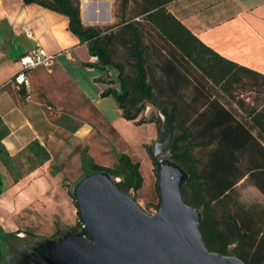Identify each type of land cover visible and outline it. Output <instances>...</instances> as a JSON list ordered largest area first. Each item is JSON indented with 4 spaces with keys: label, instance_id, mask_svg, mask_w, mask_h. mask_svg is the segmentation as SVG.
<instances>
[{
    "label": "trees",
    "instance_id": "1",
    "mask_svg": "<svg viewBox=\"0 0 264 264\" xmlns=\"http://www.w3.org/2000/svg\"><path fill=\"white\" fill-rule=\"evenodd\" d=\"M140 1L142 20L160 41L156 45L150 39L161 73L155 79L147 68L150 45L145 44L144 24L124 21L117 34L108 33L109 27L83 24L79 0H23L67 17L68 30L86 44L90 56L98 58L86 65L115 70V79H103L106 86L100 96H112L122 118L137 124L150 122L142 116L146 104L163 116L171 134V158L189 175L182 187V197L201 212L200 232L206 248L236 256L245 264H264V208L244 207L234 196L241 180H249L264 196V74L205 45L167 10L170 0ZM118 37L127 45L128 70L125 63L112 56L111 43ZM187 88H191L188 98ZM238 90L254 93L252 103L237 98L243 94ZM220 96L233 101L241 116ZM4 133L5 129L0 132V140ZM29 148L39 164L49 159L38 142L31 143ZM195 148L199 154L194 152ZM146 151L157 176L152 148L147 147ZM0 159L6 165L12 162L1 143ZM117 160L115 166L105 167L95 163L86 150L81 153L82 167L88 163L85 174L105 170L120 178L116 183L120 190L136 192L143 183L140 163L126 153L119 154ZM80 226L78 222L71 230L76 232ZM10 234L0 227L1 237Z\"/></svg>",
    "mask_w": 264,
    "mask_h": 264
},
{
    "label": "crops",
    "instance_id": "2",
    "mask_svg": "<svg viewBox=\"0 0 264 264\" xmlns=\"http://www.w3.org/2000/svg\"><path fill=\"white\" fill-rule=\"evenodd\" d=\"M118 5L119 0H82L83 24L111 21ZM166 8L215 52L264 74V0H170ZM36 45L56 55L51 71L30 69V89H17L12 79L19 69L18 59ZM81 46L86 44L68 30L65 15L36 3L0 0V132L5 129L0 143L12 159L10 165L0 159V220L13 199L27 197L30 201L42 195L47 178L41 172L49 170L54 160L62 162L77 148L92 158L89 141L99 137L95 124L107 120L100 105V93L106 86L103 79L107 78L93 76L102 85L95 96L90 95L79 73L96 68L86 65L90 55L87 61L79 56ZM148 113L152 117L148 119L156 117L153 109ZM149 124L155 125L154 121ZM33 142L49 154L42 164L29 148ZM22 156L30 164L26 172L15 164Z\"/></svg>",
    "mask_w": 264,
    "mask_h": 264
},
{
    "label": "water",
    "instance_id": "3",
    "mask_svg": "<svg viewBox=\"0 0 264 264\" xmlns=\"http://www.w3.org/2000/svg\"><path fill=\"white\" fill-rule=\"evenodd\" d=\"M170 139L168 131L152 148L158 166L156 212L147 213L120 190L119 177L105 170L90 172L70 189L79 230L63 229L58 237L9 245L8 264H245L206 248L201 212L182 197L189 175L171 158Z\"/></svg>",
    "mask_w": 264,
    "mask_h": 264
},
{
    "label": "rangeland",
    "instance_id": "4",
    "mask_svg": "<svg viewBox=\"0 0 264 264\" xmlns=\"http://www.w3.org/2000/svg\"><path fill=\"white\" fill-rule=\"evenodd\" d=\"M79 1L81 7L82 0ZM140 3V0H119L117 9L112 12L113 19L95 23L93 26L109 27L108 33L117 34L124 21L144 24L143 26H145L146 30L144 36L145 44L150 45L146 59L147 68L150 76L155 79L160 77L161 73L158 69L157 54L152 49L150 39L154 40L156 45L160 41L157 33L142 20L143 15L140 14ZM95 19L100 20L98 16ZM111 50L113 59L127 65L128 52L126 43L122 42L118 37L111 43ZM77 53L80 57L83 56L82 58L85 61L88 60L89 53L86 46L79 47ZM126 69H129L128 65ZM93 76L115 79L116 72L112 68L104 70L96 68L93 72H86L81 69L79 73L81 81L90 95L95 96L102 82H94L92 80ZM190 89L187 88L185 90L187 98L191 93ZM239 92L243 94L237 98H243L247 103H252L251 95L254 93ZM102 98L100 105L107 120L95 124V128L99 130V137L89 141L92 158L95 163L105 167L115 166L118 163L117 156L121 153H126L131 156L133 161H138L143 183L136 192L129 193L143 210L152 214L158 210L159 196L156 188L157 176L146 148H153L158 140L163 141L166 138L169 130L164 127L163 116L155 107L146 104L142 116L146 119L150 118L148 110L153 109L156 117L148 120L150 122L154 121L155 125L149 124V122L137 124L132 120H126L121 117L120 109L112 96ZM219 98L228 107L232 108L236 114L241 116V112L237 111V105L233 101H228V99L221 98V96ZM147 108L149 109L147 110ZM77 109L79 110V108ZM90 109L92 108L90 107ZM88 120L91 124H94L93 117L88 118ZM94 140L98 143L97 147L94 146ZM82 149L77 148L74 155L66 157L62 162L60 159L54 160L49 170L41 172L47 178L43 182L44 188H42L41 196L38 195L36 199H31L30 201L27 197L15 198L13 199L15 200L14 203L8 205L9 208L5 211V217L0 220V227L11 234L6 238L0 235V264H7V256L10 254L9 245L28 244L34 240L33 236H36V238L58 237L61 235V230H71L78 222L80 223L75 201L69 194V190L85 174L84 170L88 167V163H86L83 168L81 158L78 157V154L81 155L83 152L84 149ZM194 152L199 154V149L195 148ZM25 158V156L19 157L15 162L21 172H26L30 166ZM234 196L244 207L258 205V207L264 208V196L249 180H241L237 183ZM232 247L230 246V248Z\"/></svg>",
    "mask_w": 264,
    "mask_h": 264
},
{
    "label": "built area",
    "instance_id": "5",
    "mask_svg": "<svg viewBox=\"0 0 264 264\" xmlns=\"http://www.w3.org/2000/svg\"><path fill=\"white\" fill-rule=\"evenodd\" d=\"M67 58H71L70 54L65 51ZM56 55L49 53L40 45H36L18 59L19 69L13 76L12 82L17 89H30V81L27 72L30 69L36 67H45L48 71H51V67L54 64ZM98 58L96 55H92L90 58L91 62H97Z\"/></svg>",
    "mask_w": 264,
    "mask_h": 264
},
{
    "label": "bare ground",
    "instance_id": "6",
    "mask_svg": "<svg viewBox=\"0 0 264 264\" xmlns=\"http://www.w3.org/2000/svg\"><path fill=\"white\" fill-rule=\"evenodd\" d=\"M151 110V109H150ZM152 112V111H151ZM150 115V113H148Z\"/></svg>",
    "mask_w": 264,
    "mask_h": 264
},
{
    "label": "flooded vegetation",
    "instance_id": "7",
    "mask_svg": "<svg viewBox=\"0 0 264 264\" xmlns=\"http://www.w3.org/2000/svg\"><path fill=\"white\" fill-rule=\"evenodd\" d=\"M6 263L8 264V261H6Z\"/></svg>",
    "mask_w": 264,
    "mask_h": 264
}]
</instances>
